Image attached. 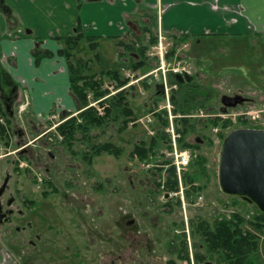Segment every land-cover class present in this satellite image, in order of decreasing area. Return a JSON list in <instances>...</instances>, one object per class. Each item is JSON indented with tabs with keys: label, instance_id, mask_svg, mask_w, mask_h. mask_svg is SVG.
<instances>
[{
	"label": "rangeland",
	"instance_id": "obj_1",
	"mask_svg": "<svg viewBox=\"0 0 264 264\" xmlns=\"http://www.w3.org/2000/svg\"><path fill=\"white\" fill-rule=\"evenodd\" d=\"M4 4L7 5L5 1ZM158 25L161 26L160 21ZM203 38L197 42L189 39L186 47L183 43L176 46L172 41L169 47L175 49L176 54L177 51L182 56L188 54L184 58L191 77L198 84L194 86L195 93L199 99L204 98L207 102L208 112H219L222 97L234 94L242 95L244 102L232 109L263 106L264 36L250 39L247 47L245 39L236 37ZM103 55L107 65L120 66L111 42H106ZM168 56L165 57L167 64L171 60V56ZM151 58L158 60L160 65L159 56ZM3 60L4 56L0 53V70L4 69ZM173 65L171 63L169 67ZM2 73L6 81V71ZM143 74L138 71L133 80ZM159 76L160 72L136 82L137 92L132 101L135 109L138 108L139 117L150 114V108L154 107L155 86L161 84ZM143 81L149 86L146 87ZM12 83L9 85L14 87L15 83ZM171 88L169 85V95ZM0 93L6 106L15 112L12 128L18 130L23 138L18 147L14 145L17 139L12 132L8 144L0 138V188L6 176H10L3 198L12 193L18 201L22 200L28 195L25 194V186L29 191L39 194L31 195L37 199L32 208L23 207L22 212L16 210L17 220L14 222L20 229L11 223L0 227V245L7 247L19 264H166L167 259L176 258L175 246L181 235H184L182 230L185 221L189 223L191 241L194 243L190 225L192 217L213 222L219 214L229 216L238 213L249 220L259 215L252 202L221 191L217 172L221 147L219 134L213 129L214 126L201 120L209 116L206 111L205 116L192 118L196 126H192L191 133L186 137L193 144H199L195 148L198 154L206 158V170L193 185L203 187L196 192L204 195L205 205L200 208L185 199L170 211V206L165 205L168 201L164 197L165 191L158 188V182L165 176V168L159 167L157 161L163 160L165 147L157 148L148 159H141L133 152L134 142L149 138L141 122L130 124L120 131L117 130L118 123L112 124L106 130L105 138L123 147V153L119 156L103 153L90 163L84 161L81 154L72 155L60 144L43 143L52 141L56 129L52 127L61 118L49 123L47 117H32L26 97L21 96V89L19 91L17 88L15 95L7 101L1 88ZM163 95L165 97L158 98L160 106L166 103L165 90ZM20 99L23 103L18 102ZM251 124L248 122L247 127H251ZM239 126L240 121L231 123L224 132ZM146 163L152 166L145 167ZM39 178H50L57 189L51 193L49 200L42 201L43 208L35 213L29 210L40 205V191L44 185ZM16 188L20 189L21 194L15 191ZM89 191L95 195L92 201L84 202L76 198L78 194L83 199L85 192ZM17 207L18 203L15 204ZM174 229H178L177 235L180 236L173 233ZM212 260L214 262L211 264H218L215 258ZM260 264H264V252Z\"/></svg>",
	"mask_w": 264,
	"mask_h": 264
},
{
	"label": "trees",
	"instance_id": "obj_2",
	"mask_svg": "<svg viewBox=\"0 0 264 264\" xmlns=\"http://www.w3.org/2000/svg\"><path fill=\"white\" fill-rule=\"evenodd\" d=\"M6 8L8 13L13 14L9 7L6 6ZM138 16L139 20L131 16L130 20L133 25L126 33L103 37V39L112 40L121 66L107 65L100 42L101 38L85 35L80 25L76 27L74 34L57 37L61 43L58 53L67 61L70 93L77 102V113L66 111L61 114L60 117L64 121L56 126L53 132L54 138H51V142L43 141V143L46 145L60 144L72 155L79 156L81 154L83 160L90 163L96 156L103 153L115 156L123 153V147L105 137L106 130L112 124L118 123L117 130L120 131L127 128L130 122L138 119L135 116V107L132 101L136 95L137 86L136 83L128 85L131 77L127 76L125 71L130 70L133 73L141 71L145 74L159 65L158 60L150 59L148 56L149 50L158 41L157 15L143 7L138 10ZM126 20L128 21L129 18ZM168 36L176 46L189 40V36L180 33H170ZM208 36L215 37L214 34L208 33L192 39L194 41L197 38L203 40V37ZM249 40L245 39L246 47L249 45ZM174 51L175 49L169 52L168 58L171 56L172 59ZM32 54L36 63L45 57L53 56V52L42 47L40 41L36 42ZM194 79L191 76L184 77L179 74H169L168 77L169 83L176 85L170 90V101L173 105V112L180 115L176 118V125L183 136L180 143L182 147L199 146L198 143L193 144L186 140L187 135L192 131V126H196V123L192 122V118L195 117H191L190 114L200 110L208 113L207 102L203 100L204 98L199 99L195 93L194 86L198 84L194 82ZM145 86L148 87L149 84L145 82ZM159 96H161V91L155 88L154 107H151L150 110L154 113V121L151 126L155 130V134L149 135L148 139L142 138L140 141L134 142L136 145L133 152L138 154L141 159H148V156L152 155L151 153L155 154L160 146H164L165 149L170 148L169 137L165 132V127L169 123L168 111L159 108ZM94 102L96 104H92ZM155 104H157L156 107ZM14 116V110L8 108L6 103L0 100V118L6 120L4 125L0 122V138L5 139L7 144L11 132L13 135L15 134L12 128V117ZM201 120L212 126H220L221 130L218 132V136L219 145H221L224 137L228 134L224 130L231 122L221 121L218 117ZM239 121L241 126L237 128L247 127L246 119ZM49 123L52 122L49 121ZM38 133L39 131H37ZM22 140L23 138L19 142L16 141L14 145L18 147ZM199 140L197 139L198 142ZM157 163L160 165L159 167L163 168L167 161L163 158ZM205 163L206 158L200 153L184 173V184L188 186L185 196L189 203L194 202L197 196L196 191L203 188L201 185L194 187L192 183L196 182L201 173L206 170ZM164 170L165 176L158 182V188H163L166 192L165 196H167L170 191L178 190L179 184L173 166ZM48 184L53 186L51 181ZM168 198L165 205L170 206V211L174 209V205L182 203L179 196L175 200L170 196ZM257 210L259 215L250 220L238 213H231L229 216L219 214L213 222L201 217H192L190 225L194 242L193 255L197 264L204 261V263L211 264L214 262L213 258L218 264H260L261 254L264 252V213L258 207ZM178 241L177 258L170 260L168 264H177L176 260L179 258L190 259V250L185 234H182Z\"/></svg>",
	"mask_w": 264,
	"mask_h": 264
},
{
	"label": "crops",
	"instance_id": "obj_3",
	"mask_svg": "<svg viewBox=\"0 0 264 264\" xmlns=\"http://www.w3.org/2000/svg\"><path fill=\"white\" fill-rule=\"evenodd\" d=\"M4 1L7 4L4 7H9L13 14L0 8L2 64L8 79L17 84L22 91L21 96L26 97L32 117H48L54 110L61 114L77 112V102L70 93L67 61L58 53L61 43L57 37L74 34L78 25L85 35L101 38L103 51L106 42H111L115 52L112 40L103 37L129 31L133 25L131 16L139 20L138 10L143 7L157 16L160 14L159 26L167 34L180 33L189 36L188 39L208 33L216 38L253 39L264 36V0ZM37 41L53 52L52 57H45L39 63L32 54ZM183 44L186 47L189 42ZM183 55L188 57L187 53ZM184 56L181 54V57ZM135 74L138 75V71ZM137 111L138 108L135 109V116H138ZM94 196L89 191L88 201H92ZM76 198L82 201V196L77 194ZM176 261L187 264L184 260ZM0 264H19L3 245H0Z\"/></svg>",
	"mask_w": 264,
	"mask_h": 264
},
{
	"label": "built area",
	"instance_id": "obj_4",
	"mask_svg": "<svg viewBox=\"0 0 264 264\" xmlns=\"http://www.w3.org/2000/svg\"><path fill=\"white\" fill-rule=\"evenodd\" d=\"M171 44H172V41L169 38H167L163 30L159 28L158 43L153 46L152 51H149V55L151 57L159 56L160 66L154 70H151L148 74L143 75L142 77H139L138 79H134V80H133V77L135 76V73L131 72L130 70H126L125 74L131 77V81L128 84L130 85L132 84V82L135 83L141 80L145 76L154 75V74L158 75L159 72L161 73V77L159 76V78L161 79L160 80L161 83H163V87L166 93V98H165L166 103L162 106H159V108L167 109L168 111L169 123L165 127V132L169 137V143H170V148L165 149L166 151L162 153V158L166 159L167 161V163L164 164L165 166L164 165L163 166L165 168L173 166L175 170V177L179 184V189L170 191L169 195L177 196V197L179 196L181 200L184 202V200L186 199L185 190L188 188V186L184 184V173L189 169L192 161L198 156V151L195 147H182L180 144L183 136H182V133L178 131L177 125H176V118L179 117L180 115L175 114L173 112V105L170 101V95H169V90H168L170 84L168 82L167 71L172 74H181V75H191V71L187 66L186 58L180 57V59L177 61V58L180 55L178 54L179 51H177V54L175 53L174 58H172L168 64L165 62V57L170 52L169 46H171ZM171 63L174 65L172 67H169ZM173 86H176V85H172V86L170 85V87H173ZM92 104H96V102ZM204 113H205L204 110H200L198 112H195L194 114H190V116L191 117L205 116ZM206 114L209 115L206 118L218 117L221 119V121L228 120L233 124L237 123L240 119H246L249 123L250 122L252 123L251 127L264 129V105L255 107V108H252V107H242L241 109L228 108L226 111L220 110L217 113H213V112L207 113L206 112ZM59 118H61L59 112L52 113L47 117V119L50 120L51 122ZM62 121H64V119L61 118L56 125H53L52 128H55ZM153 121H154V113H150L145 118L143 119L139 118L136 121L130 122V124L141 122L145 126L147 133L149 135H153L155 134V130L151 126ZM229 126L227 128H229ZM213 129L217 133L221 130L220 126H214ZM225 130H228V129H225ZM151 166H152L151 163L145 164V167L150 168ZM192 184L196 185L195 182H193ZM193 205L200 207V208L203 207L205 205L204 195L201 194L200 192H197V196L195 197ZM183 231L186 232L187 240H188L189 247H190L191 262L192 264H194L192 250H191V234H190V228H189L188 221H185V229H183Z\"/></svg>",
	"mask_w": 264,
	"mask_h": 264
},
{
	"label": "water",
	"instance_id": "obj_5",
	"mask_svg": "<svg viewBox=\"0 0 264 264\" xmlns=\"http://www.w3.org/2000/svg\"><path fill=\"white\" fill-rule=\"evenodd\" d=\"M0 4H3L2 0ZM2 8H5L4 5ZM243 100L244 97L240 94L225 95L221 99V110L235 107ZM217 172L219 187L223 193L244 197L264 213V129L240 127L230 131L220 147ZM7 181L8 178L1 186L0 194L4 191ZM2 221L4 219L0 220Z\"/></svg>",
	"mask_w": 264,
	"mask_h": 264
},
{
	"label": "flooded vegetation",
	"instance_id": "obj_6",
	"mask_svg": "<svg viewBox=\"0 0 264 264\" xmlns=\"http://www.w3.org/2000/svg\"><path fill=\"white\" fill-rule=\"evenodd\" d=\"M2 5H5L4 4V0H2ZM2 5L0 4V8H2ZM2 9H7L6 8V6H5V8H2ZM159 16H160V14H159ZM157 18H158V22L160 21V19H159V17L157 16ZM159 28L160 29H162L159 25H158V31H159ZM163 30V29H162ZM163 32H164V30H163ZM165 33V32H164ZM165 35H166V37L167 38H170L169 36H168V34L167 33H165ZM157 36H158V32H157ZM205 39V38H204ZM254 39V38H253ZM253 39H251V40H253ZM197 41H200V40H196V42ZM157 43H158V41H157ZM156 43V44H157ZM155 44V45H156ZM154 46V45H153ZM153 46H152V48H153ZM170 51H172V49L170 48ZM3 71H5L4 69H1L0 70V73H1V89L5 92L4 94H5V99H6V101L9 99V98H12L14 95H15V90L18 88V85L17 84H14L15 86L13 87V86H10L9 85V83L10 84H13L12 83V81H10L8 78H7V80L6 81H4V77H5V75H3ZM4 76V77H3ZM19 89V88H18ZM19 91H20V89H19ZM236 94H234V95H232V96H235ZM25 98V97H24ZM26 99V98H25ZM0 100H3V96H2V94L0 93ZM4 101V100H3ZM20 101V100H19ZM18 101V102H19ZM5 102V101H4ZM244 102V101H243ZM242 102V103H243ZM20 103V102H19ZM242 103H240V104H242ZM240 104H238V105H240ZM4 121H3V120ZM2 121V122H1ZM0 122L4 125V124H6V120L4 119V118H0ZM15 131V134L13 135V137L15 138V139H17V142H19L21 139H22V137H20V135H21V133L18 131V130H14ZM39 137H41V136H39ZM38 137V138H39ZM24 147V146H23ZM7 178H8V181H9V179H10V176L8 177V175L6 176ZM50 179V178H49ZM49 179H46V178H39V180H40V182H42V184L44 185V188H43V190L42 191H40V199H39V201H40V205L39 206H36V208L34 209V210H29V211H34L35 213H37L39 210H41L42 208H43V205L44 204H42V201L43 200H49L50 199V195H51V193L52 192H55V190L57 189V186L55 185V183H53L51 180H49ZM7 181V182H8ZM52 182L54 185L52 186V187H50L49 186V184H48V182ZM18 183H20L19 181H18ZM5 189H6V187H5ZM4 189V191L0 194V220H2V219H4V221H2V222H0V227L2 226V225H4L5 223H11V224H13L12 226H14L16 229H20V227L19 226H16L15 224V222L14 221H16L17 220V212H16V210H18V209H20V212H22V208L23 207H25V208H32L33 206H34V203L36 202V200L37 199H35V198H32L31 197V195H35V196H37V194L38 193H33V191H29L28 189H27V186H25V189H24V191H25V194H28L27 195V197H25V198H22V200L21 199H19V201H18V199H17V197H16V195L14 196L12 193H10L9 195H8V197H6V198H3V195H4V193H5V190ZM52 189H54V191H52ZM20 189L19 188H16V192L17 193H20L21 194V192L19 191ZM27 191V192H26ZM158 193V192H157ZM87 194V195H86ZM39 195V194H38ZM25 196V195H24ZM24 196H21V197H24ZM84 198L82 199V201H84V202H87L88 201V193L87 192H85V194H84ZM164 197H166V198H168V196H164ZM24 200H25V203H24ZM168 200H169V198H168ZM16 203H18V207L17 208H15V204ZM25 204V205H24ZM168 209V208H167ZM28 211V210H27ZM6 213L8 214V215H6ZM5 219H7V220H5ZM183 229H185V225H184V228ZM177 232H179L178 231V229H174V231H173V233L175 234V235H177ZM186 236V240H187V235H185ZM187 244H188V247H189V243H188V240H187ZM179 249V241H178V244L175 246V250L177 251ZM191 250H192V253H194V251H193V243H192V241H191ZM175 256H176V258H177V252H176V254H175ZM172 259H175V258H169V259H167V263L170 261V260H172ZM191 262V259H188L187 260V264H189ZM193 262H194V264H196L197 262H196V259L194 258V256H193ZM166 263V264H167ZM178 264V263H177ZM203 264H207V263H203ZM209 264V263H208Z\"/></svg>",
	"mask_w": 264,
	"mask_h": 264
}]
</instances>
